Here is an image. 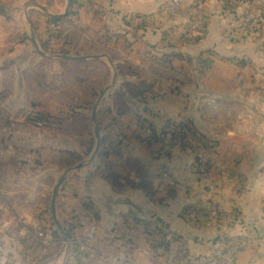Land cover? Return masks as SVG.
I'll return each mask as SVG.
<instances>
[{
  "label": "crops",
  "instance_id": "obj_1",
  "mask_svg": "<svg viewBox=\"0 0 264 264\" xmlns=\"http://www.w3.org/2000/svg\"><path fill=\"white\" fill-rule=\"evenodd\" d=\"M162 1L73 0L70 13L55 20L29 5L61 13L66 0H0V225L15 215L27 230L15 221L10 229L0 226V264H158L149 247L158 243L163 251L167 245L149 237L147 223L178 233L200 256L222 230L207 221L208 210L217 207L238 215L236 223L222 225L228 235L244 237L238 264H264V89L258 86L264 28L252 21L255 9L228 8L219 0L207 8L209 25L199 42L183 43V20L161 11ZM30 27L47 54L97 57L41 56ZM153 47L161 53L169 47L184 60L162 66L166 77L152 79L156 65L140 61L158 54ZM120 64L137 76H120ZM113 75V86L98 101ZM126 80L156 83L118 116L112 91ZM95 105L100 146L93 154ZM146 121L160 137L173 123L193 140L189 147L163 142L164 136L141 142ZM103 151L113 181L99 173ZM73 153L88 157L75 162ZM69 162L74 164L67 167ZM67 171L56 215L72 239L91 230L92 251L82 252L70 240L68 247L62 239L56 243L51 193ZM41 213L49 217L37 221ZM41 225L52 236L40 233Z\"/></svg>",
  "mask_w": 264,
  "mask_h": 264
},
{
  "label": "built area",
  "instance_id": "obj_2",
  "mask_svg": "<svg viewBox=\"0 0 264 264\" xmlns=\"http://www.w3.org/2000/svg\"><path fill=\"white\" fill-rule=\"evenodd\" d=\"M213 0H165L161 4V11L167 13L172 18L182 19L181 24L183 33L181 34L182 40L187 42H193L194 39L202 37L208 28L209 21L207 20V8L212 4ZM224 5L225 0H221ZM233 3L235 8L244 11H251L256 9L258 3L264 5V0L256 1H244V0H232L229 4ZM253 23L258 22V15ZM252 18H255L252 17ZM5 126L0 123V130ZM165 135V142L168 144H176L180 146L186 145L190 142L187 131L180 126L168 123L163 127ZM182 140V141H181ZM198 163V162H197ZM201 163V162H200ZM199 164V163H198ZM3 208L8 210L9 207L6 203H3ZM207 221L210 224L217 225L222 230L219 235L211 242L207 244L206 251L203 255H195L189 245V241L184 239L181 235L171 230H160L154 224L147 223L146 229L149 233V237H155L159 243L167 245L165 250H161L158 243L149 247V253L157 259L158 264H238L237 255L240 252L243 244L244 237L238 235H228L224 232L222 225H229L236 223L238 215L235 213H229L222 207L210 208L207 212ZM12 221L17 222L24 232L25 223L13 215L12 219L3 221L0 225L4 229H10ZM221 233V234H220ZM87 238H92V231L88 233ZM43 244H54L53 241L42 240ZM78 244L82 252L92 251L91 245L87 244L86 238L77 239ZM90 243V242H89ZM90 247V248H89ZM80 250V251H81ZM107 258L100 256V263H106Z\"/></svg>",
  "mask_w": 264,
  "mask_h": 264
},
{
  "label": "trees",
  "instance_id": "obj_3",
  "mask_svg": "<svg viewBox=\"0 0 264 264\" xmlns=\"http://www.w3.org/2000/svg\"><path fill=\"white\" fill-rule=\"evenodd\" d=\"M231 1L232 0H225V3H226L225 5L228 8L234 7L233 3L229 4ZM244 1H256V0H244ZM262 8H263V5L261 7V4L258 3V7L255 10H253L254 11L253 13H251L252 17L256 16L259 11L261 12ZM249 19L250 18H246V21L248 22ZM260 28H264V21L259 24V29ZM199 40H200V38H196V39H194L193 42H199ZM176 52L173 51L170 56H167L166 53H164V52L157 57L152 56V58H154V59L156 58V62L159 64V65H156L155 70H153L152 73L155 75H162L164 73L161 70L162 66L169 65V66H171L170 68H173V67H175V65H181V60H183L182 54L179 52L178 53H176ZM128 71H131V70L128 69ZM120 76L125 77V75H121V73H120ZM154 84H155V81H148L147 82L145 80H140V81L131 82V81L126 80V82H124L123 84H120L118 86H114L113 91H112V105H113V108H114L116 115L121 116V115L126 114L130 109L132 101L144 100V98L148 94L152 93L153 88H154ZM103 122L104 121L100 122V124H103ZM147 127L151 131V136L149 137V139L141 138L140 139L141 142H143V141L157 142L162 138L163 135H161V137H160V134L158 133L157 129H154L151 123L147 122ZM184 128L187 130L191 129L190 124L187 122L186 124H184ZM192 140L193 139L190 138V141H192ZM178 145H179V143H178ZM188 145H189V143L186 144V146H188ZM70 156H72L74 160L77 159V161H75V162H79L82 160V157L80 155H76L73 153ZM98 157H99L98 158L99 160L101 159L100 160L101 161V167H102V165L104 166V168L102 170L100 168V171H99V173L102 172V178L105 181H107V180L113 181L115 175L111 171V168H110V165L108 162L107 152L106 151L101 152ZM199 161H200V159L196 158L195 162H199ZM73 164H74V162L73 163L69 162L67 164V167H70ZM208 164L209 163L207 162V165ZM44 216L47 218L49 217L48 214L46 215V214L41 213L40 215L36 216L35 218L37 221H43V220L45 221V219H43ZM50 217H51V215H50ZM38 223H41V222H38ZM41 226H40V229L43 230V233L49 232L48 234L52 236V231L50 229H48V228L45 229L44 226H42V227ZM66 234H67V236H69L68 233H66ZM50 251H51V253L56 252L55 249H51ZM59 251H60V248H58V252ZM44 259H45V255L42 258L40 257L39 263H41V260H44Z\"/></svg>",
  "mask_w": 264,
  "mask_h": 264
},
{
  "label": "water",
  "instance_id": "obj_4",
  "mask_svg": "<svg viewBox=\"0 0 264 264\" xmlns=\"http://www.w3.org/2000/svg\"><path fill=\"white\" fill-rule=\"evenodd\" d=\"M72 5H73V0H66L65 8H64V10L61 13H58V12L56 13V12L52 11L51 9L45 7V6H42V5H39V4H36V3H32L29 6H32V7L36 8V9L42 11L49 18H52V19H55V20H61V19L65 18L70 13ZM28 34H29V39H30L35 51L41 56H44V57H47V58L71 59V60H83V59H91V58H96L97 57L95 55L92 56V55H72V54H47L38 45V42L36 40V37H35L34 32L32 30V27L29 28V33ZM114 80H115V75H113V78H112L110 84L106 87V89L103 90L100 93L98 101H100L101 98H103V96L105 95V93L113 86ZM96 116H97V106L95 105L93 107V109H92V121L94 123V134H95V137H96V146H95L93 154H95L97 152V150H98V148L100 146L99 127H98V124H97ZM81 165L82 164L79 163L76 166H74L73 169H78L79 167H81ZM67 173H68V171L64 172L58 178V180L56 181V183H55V185L53 187V190H52V193H51L50 209H51L53 221H54L58 231L61 234V239L63 240L65 246L68 247L69 246L68 236H67L66 232L64 231V229L62 227V224L60 223V221L58 220L57 215H56V199L58 197L60 187L62 186V184L64 183V181H65V179L67 177ZM13 235L15 237H17L18 236V232L15 231L13 233Z\"/></svg>",
  "mask_w": 264,
  "mask_h": 264
},
{
  "label": "rangeland",
  "instance_id": "obj_5",
  "mask_svg": "<svg viewBox=\"0 0 264 264\" xmlns=\"http://www.w3.org/2000/svg\"><path fill=\"white\" fill-rule=\"evenodd\" d=\"M165 0H163L162 2H164ZM219 0H213V2H212V4L213 3H215V2H218ZM211 4V5H212ZM215 5L216 6H219V4L218 3H215ZM258 6V5H257ZM261 7H262V5H261ZM218 11V10H217ZM221 12V11H220ZM249 14V13H248ZM246 16H247V14H246ZM258 22H257V28L259 27V24L260 23H262L263 21H264V5H263V8L261 9V12H260V14L258 15ZM256 20V16H255V18H252V21L254 22ZM231 23H230V25H229V27H231V26H233L234 24H235V21L234 20H231L230 21ZM243 22H245V18H244V21ZM181 26V25H180ZM183 33V32H182ZM183 43H187V41H184ZM158 48L156 47V48H152V50H150V52H153V53H158V54H155V56L154 57H157V56H159L160 54H162L161 52H159V51H156ZM171 51V49L168 47L167 48V50L166 51H164V53H166V55L167 56H170L171 54H172V52H170ZM51 54H54V53H51ZM184 60V59H183ZM129 62H131L130 60H129ZM140 64L141 65H159L157 62H156V58L154 59V58H152V57H147V55L146 56H144L143 57V60H141L140 61ZM120 65H122V68H123V75H125V77H129L130 79L131 78H133V77H136L137 76V74L138 73H136V72H134V71H132V69H131V66H128V65H126V64H120ZM194 65H197V63H194ZM144 68V67H143ZM128 69H130L131 71H128ZM153 72V71H152ZM150 73L152 76H153V78L152 79H156V78H159V79H161L162 77H166L165 75H159V76H156V75H153V73ZM259 79V83H258V86H262L261 87V90L262 89H264V78H258ZM156 83V82H155ZM104 104V103H103ZM103 109V108H102ZM31 120L34 122V123H38V124H43V119H41V118H37V117H31ZM36 125V124H35ZM36 126H38V125H36ZM163 136H164V140H165V135H166V133H163L162 134ZM89 136V135H88ZM151 136V131L149 130V129H146V133H143V131H142V128L139 130V133H138V140L140 141V139L141 138H144V139H149V137ZM90 137H91V139H92V134L90 133ZM96 138V137H95ZM161 140V139H160ZM163 140V142H165ZM88 156L87 155H85L84 157H82V160L81 161H83L85 158H87ZM80 162V161H79ZM40 233H43V230L41 229L40 231H39ZM72 232V231H71ZM88 233H90V230H86L84 233H83V235L82 236H79L78 238H71V237H68V240H70L72 243H75L76 244V240L77 239H84V238H86V241H87V244L89 245L90 243V241H88L89 239L87 238V235H88ZM60 234H58V236H57V240H56V243H60L61 242V238H60ZM81 237V238H80ZM31 246H29L28 247V250H29V252L31 253V254H33V246H34V243L33 242H31V244H30ZM77 245V247L79 248V250H81V248H80V246L78 245V244H76ZM91 245V244H90ZM90 248V247H89ZM90 249H92L93 250V248H90ZM82 251V250H81ZM88 250H86V252H87ZM100 254V253H99Z\"/></svg>",
  "mask_w": 264,
  "mask_h": 264
}]
</instances>
